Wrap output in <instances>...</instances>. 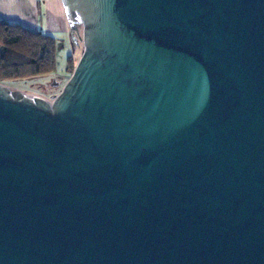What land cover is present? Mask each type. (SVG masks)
Masks as SVG:
<instances>
[{
	"label": "water",
	"instance_id": "1",
	"mask_svg": "<svg viewBox=\"0 0 264 264\" xmlns=\"http://www.w3.org/2000/svg\"><path fill=\"white\" fill-rule=\"evenodd\" d=\"M62 1V92L0 83V264H264V0Z\"/></svg>",
	"mask_w": 264,
	"mask_h": 264
},
{
	"label": "trees",
	"instance_id": "2",
	"mask_svg": "<svg viewBox=\"0 0 264 264\" xmlns=\"http://www.w3.org/2000/svg\"><path fill=\"white\" fill-rule=\"evenodd\" d=\"M59 40L0 19V83L56 72ZM67 64L72 74V56Z\"/></svg>",
	"mask_w": 264,
	"mask_h": 264
},
{
	"label": "crops",
	"instance_id": "3",
	"mask_svg": "<svg viewBox=\"0 0 264 264\" xmlns=\"http://www.w3.org/2000/svg\"><path fill=\"white\" fill-rule=\"evenodd\" d=\"M0 19L56 37L58 51L67 46L74 50L77 26L71 28L62 0H0Z\"/></svg>",
	"mask_w": 264,
	"mask_h": 264
},
{
	"label": "rangeland",
	"instance_id": "4",
	"mask_svg": "<svg viewBox=\"0 0 264 264\" xmlns=\"http://www.w3.org/2000/svg\"><path fill=\"white\" fill-rule=\"evenodd\" d=\"M74 34L76 36L74 50L70 46L59 49L55 73L31 79L7 81L5 85L12 91H19L31 98H43L52 103L72 76L67 64L68 57L72 56L73 64L76 67L84 49L83 26L78 25Z\"/></svg>",
	"mask_w": 264,
	"mask_h": 264
}]
</instances>
